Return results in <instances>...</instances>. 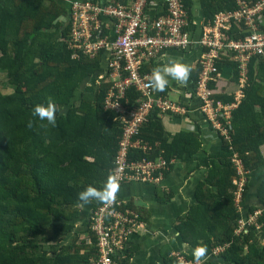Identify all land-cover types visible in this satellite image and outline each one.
<instances>
[{
    "label": "trees",
    "instance_id": "trees-1",
    "mask_svg": "<svg viewBox=\"0 0 264 264\" xmlns=\"http://www.w3.org/2000/svg\"><path fill=\"white\" fill-rule=\"evenodd\" d=\"M184 2L190 12V0ZM236 7V0H202L203 22ZM69 14V7L57 0H0V74L2 84L11 89L5 92L0 84V264H93L98 256L90 224L74 229L84 213L81 206L94 208L101 202L83 203L77 194L87 186L103 188L106 178L113 177L122 129L115 111L104 106L111 82L97 81L105 68L104 52L74 57L66 43ZM237 28L234 24L231 30ZM255 62L250 61L245 96L232 110L231 140L223 138L215 154L199 155L201 127L171 134L161 120L163 113L171 112L159 110L149 115L138 135L151 149L130 150L132 160L162 155L167 162L197 160V167L206 169L195 186L196 202L176 224L181 241L206 248L199 259L207 258L203 264H264V243L259 240L264 229V173L256 193L259 206L250 205L242 213L235 201L233 180L238 173L232 160L239 157L246 172L264 165V62ZM217 67L229 73L223 85L209 83L213 97L232 101L237 62L221 53ZM190 71L193 97L199 68ZM127 93L131 104L136 103L139 92L131 87ZM49 99L56 108L55 126L32 115L35 105L46 106ZM247 188L246 183L242 201ZM125 206L149 222L147 208L133 200ZM258 207L263 209L257 218L260 228L251 224L247 231L236 232L238 219ZM219 245L223 249L215 253ZM176 253L197 260L171 239L161 252L163 264H182Z\"/></svg>",
    "mask_w": 264,
    "mask_h": 264
},
{
    "label": "built area",
    "instance_id": "built-area-1",
    "mask_svg": "<svg viewBox=\"0 0 264 264\" xmlns=\"http://www.w3.org/2000/svg\"><path fill=\"white\" fill-rule=\"evenodd\" d=\"M236 3L235 9L220 10L211 21H202L196 32L191 29L194 22H190L184 0H162L160 11L155 10V0L70 2V29L66 43L73 49L74 57H93L99 51L105 55V68L97 81L99 83L104 78L111 82L104 106L115 111L122 129L113 168V177L119 186L131 181L158 183L173 161L167 162L162 155L155 159L129 158L131 149H151L138 135L154 110L178 115L188 112L184 103L156 94L149 86L152 71L148 70V65L170 49H199L195 65L199 73L194 90L199 101L198 109L214 131L231 140L232 110L245 96L250 61L255 58L256 64L264 62V0H236ZM234 24L238 28L232 31ZM221 53L229 54L239 69L234 99L228 102L215 99L209 86L210 82L219 81L222 75L217 67ZM131 87L140 94L133 104L127 93ZM233 162L238 173L233 180L235 196L240 197L246 171L236 155ZM258 216L259 213L254 211L245 220L239 218L236 232L247 231L251 224L260 228ZM88 220L98 248L93 264H118V260L125 257L130 236L143 225L139 214L126 207L117 193L114 201L92 208ZM222 249L223 246L219 245L215 253ZM176 254L182 264H201L200 260L192 261Z\"/></svg>",
    "mask_w": 264,
    "mask_h": 264
},
{
    "label": "crops",
    "instance_id": "crops-1",
    "mask_svg": "<svg viewBox=\"0 0 264 264\" xmlns=\"http://www.w3.org/2000/svg\"><path fill=\"white\" fill-rule=\"evenodd\" d=\"M57 1L68 8L72 0ZM161 1L155 0V10L160 11L162 7ZM190 2L191 14L189 12V18L191 23L194 22L191 29H195L198 32L199 24L203 21L202 0H190ZM198 53L199 49L195 47L189 51L170 49L166 52V55L155 59L147 68L153 73L158 66H166L170 58L188 65L189 68H196ZM228 73V69L222 70V75L219 77L220 86L227 82L225 78ZM190 76L191 71L184 85H180L169 77V83L165 89L162 92L155 91L156 94H164L166 96L173 94L176 96L175 101L190 104L189 107L187 106L188 112L184 115L163 113L161 115L162 124L171 134L179 130H197L198 126L201 127L202 145L199 155H205L206 153L215 154L221 148L224 137L214 131L206 122L198 109V99L195 96L191 97L189 93ZM260 149L264 156V144L260 146ZM205 170L203 167H197V160L183 161L174 159L163 179L158 183L131 181L119 186L117 195L120 199L124 200L125 203L133 200L135 204L147 208L151 213V217L148 222L143 221L139 215L143 225L130 236L125 248V259L120 258L118 264H163L161 252L165 244L171 239H175L185 251L193 252L194 248L181 241V235L176 229V224L179 216L187 212L190 206L196 202L194 195L195 186L199 180L204 178ZM263 173L264 165L250 173L246 172L244 174L245 183H247L248 187L247 192L250 191L252 195L255 194L256 196L257 187L263 178ZM163 192L165 193L162 196ZM165 194H168L169 197H165ZM205 259L207 258L202 260L204 261Z\"/></svg>",
    "mask_w": 264,
    "mask_h": 264
},
{
    "label": "clouds",
    "instance_id": "clouds-1",
    "mask_svg": "<svg viewBox=\"0 0 264 264\" xmlns=\"http://www.w3.org/2000/svg\"><path fill=\"white\" fill-rule=\"evenodd\" d=\"M190 73L188 65L181 63L175 59H169L167 65L164 67L158 66L152 73V78L149 81V86L157 92H162L169 83V77L175 80L180 85L186 84ZM56 108L54 102L49 99L47 105L37 104L34 106L32 115L41 121H47L49 125L55 126L56 123ZM28 126H32V121L29 120ZM119 190V185L116 183L114 177H108L105 180L103 188H96L87 186L84 190L80 191L78 195L79 201L88 203L95 200L101 203H108L114 201L116 193ZM206 248L198 246L193 249V255L197 260L205 256Z\"/></svg>",
    "mask_w": 264,
    "mask_h": 264
},
{
    "label": "rangeland",
    "instance_id": "rangeland-1",
    "mask_svg": "<svg viewBox=\"0 0 264 264\" xmlns=\"http://www.w3.org/2000/svg\"><path fill=\"white\" fill-rule=\"evenodd\" d=\"M5 80V78H4V76H3V74H0V84L2 85V89H3V91H5V92H8V91H10L11 89L9 88V87H5L3 84H2V82ZM170 99H175L176 98V96L175 95H173V94H170L169 96H168ZM250 173V172H249ZM245 181H244V186H245ZM244 190V189H243ZM242 193H243V191L241 192V195H240V197L238 196V195H236L235 196V201L238 203V208L241 210V211H246L245 209H248L249 208V206L250 205H258L259 206V203H258V199H257V197L255 196V194H253L252 195V192H250V191H248V195L246 196V198H245V200H243L242 201ZM254 202V203H253ZM82 208H83V210L82 211H84V213L78 218V219H76V222H75V231H80L81 229H84L85 227H86V222L87 223H89V217H90V212H91V209L93 208L92 206H87V204L86 205H82L81 206ZM245 207V208H244ZM254 211H257V213H259V215H261L262 214V212H263V209L262 208H260V207H258V208H256ZM251 214V213H250ZM245 215V214H244ZM244 215H242L240 218H241V220H245V216ZM260 224V223H259ZM262 225V224H261ZM260 225V226H261ZM249 226V225H248ZM247 226V227H248ZM264 227V226H263ZM73 234H74V231H72L71 233H69L66 237H68L67 238V240H70L71 239V237L73 236ZM259 240H261L263 243H264V229L262 230V232H261V234L259 235ZM201 264H203V260L201 261Z\"/></svg>",
    "mask_w": 264,
    "mask_h": 264
}]
</instances>
